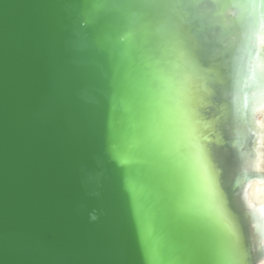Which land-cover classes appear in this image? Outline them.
Segmentation results:
<instances>
[{"label": "water", "instance_id": "1", "mask_svg": "<svg viewBox=\"0 0 264 264\" xmlns=\"http://www.w3.org/2000/svg\"><path fill=\"white\" fill-rule=\"evenodd\" d=\"M83 18L78 0H0V264H177L155 191L116 156L111 128L119 117L104 71L69 82V70H83ZM234 34L237 72L264 62V46L246 28ZM94 59L107 70L103 50ZM236 79L243 110L248 93ZM238 133L237 147H213L223 190L243 215L253 208L247 187L264 182V171L239 162L251 147L243 121ZM256 212L245 232L260 264L264 229Z\"/></svg>", "mask_w": 264, "mask_h": 264}, {"label": "snow or ice", "instance_id": "2", "mask_svg": "<svg viewBox=\"0 0 264 264\" xmlns=\"http://www.w3.org/2000/svg\"><path fill=\"white\" fill-rule=\"evenodd\" d=\"M78 3L84 9L83 23L77 22L85 33L78 45L83 70H69V82L104 71L113 117H119L111 128L116 156L135 165L130 174L155 191L177 264L193 258L254 264L245 222L256 210L240 215L234 209L213 145L237 147L243 121L251 147L239 162L264 165V120L253 119L264 112V62L253 60L237 72L234 55L237 27L264 46V0ZM97 50L106 53V71L94 59ZM237 76L248 93L243 110ZM259 211L264 215V207ZM149 251L158 258L156 249Z\"/></svg>", "mask_w": 264, "mask_h": 264}, {"label": "bare ground", "instance_id": "3", "mask_svg": "<svg viewBox=\"0 0 264 264\" xmlns=\"http://www.w3.org/2000/svg\"><path fill=\"white\" fill-rule=\"evenodd\" d=\"M255 117L257 121L264 120V112L257 111L255 113ZM255 169L257 168L255 167ZM260 169H264V165H261ZM246 200L255 210H257L255 214L256 219L260 223V228L264 229V215H261L259 211L261 207H264V182H260V183L253 182L250 185H248L246 191ZM262 239H263L262 243L264 246V233Z\"/></svg>", "mask_w": 264, "mask_h": 264}]
</instances>
